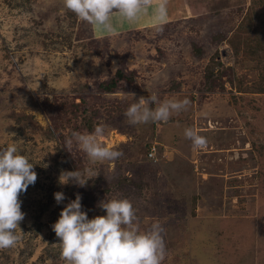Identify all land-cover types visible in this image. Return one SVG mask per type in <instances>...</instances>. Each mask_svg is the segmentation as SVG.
I'll return each mask as SVG.
<instances>
[{"label": "rangeland", "instance_id": "rangeland-1", "mask_svg": "<svg viewBox=\"0 0 264 264\" xmlns=\"http://www.w3.org/2000/svg\"><path fill=\"white\" fill-rule=\"evenodd\" d=\"M186 2L162 31L149 10L134 23L114 14L116 34H101L63 0H0V150L16 144L37 173L0 264H65L52 226L77 194L89 219L126 198L140 230L159 221L163 264H264V0ZM120 69L129 79L101 91ZM152 93L191 103L166 123L130 124L126 109ZM90 119L121 158L93 164L75 141L65 148L73 132L92 133ZM85 168L99 173L86 186L59 182Z\"/></svg>", "mask_w": 264, "mask_h": 264}, {"label": "clouds", "instance_id": "clouds-1", "mask_svg": "<svg viewBox=\"0 0 264 264\" xmlns=\"http://www.w3.org/2000/svg\"><path fill=\"white\" fill-rule=\"evenodd\" d=\"M168 3L169 0H63L65 9L73 12L80 21L93 25L101 34H116L117 29L112 22L114 14H118L122 21L134 23L148 15L149 10L154 19L149 26L162 31L167 22ZM190 103L188 98L161 102L152 93L132 103L125 115L132 125L166 123L174 114L187 111ZM153 104L156 107H150ZM104 134L103 125H97L94 132L88 134L73 132L65 148L71 152L75 141L93 164L116 161L124 153L115 146L102 143ZM184 136L198 149H203L208 143L207 138L193 128H186ZM21 153L22 149L16 144L0 150V250L14 248L20 241L19 232L22 230L19 225L25 213L21 210L19 196L37 180L34 164ZM98 175L92 168L65 171L59 182L65 185L73 182L83 187ZM54 196L57 203L65 199L63 192H56ZM100 206L106 215L89 219L81 210V197L77 194L61 210L52 227L59 238L60 257L65 264H163L167 250L162 235L164 229L159 221L153 222L148 231L140 230L133 204L126 198L103 201Z\"/></svg>", "mask_w": 264, "mask_h": 264}, {"label": "trees", "instance_id": "trees-1", "mask_svg": "<svg viewBox=\"0 0 264 264\" xmlns=\"http://www.w3.org/2000/svg\"><path fill=\"white\" fill-rule=\"evenodd\" d=\"M175 16L176 15H174V17ZM124 79H129V77H127L126 73L122 69H120L117 71L116 76L111 78V80H109L107 82L105 81V82L100 83L99 88L103 92H114L121 86ZM261 91L264 92V89H262ZM85 124L87 125V128L90 130V132L94 131L93 122L91 119H90V121H86ZM148 152H149V150H148Z\"/></svg>", "mask_w": 264, "mask_h": 264}, {"label": "crops", "instance_id": "crops-1", "mask_svg": "<svg viewBox=\"0 0 264 264\" xmlns=\"http://www.w3.org/2000/svg\"><path fill=\"white\" fill-rule=\"evenodd\" d=\"M189 4H191V3H189ZM189 7H190V5H188L186 0H169L168 17L167 18H174V15H178V14L180 15V13H184L185 11L187 12ZM147 16L148 15H145V17H147ZM150 24H151V22H150ZM141 25H145L144 21L141 22ZM141 25L139 23V26H141ZM210 256H212V254ZM212 259H214L213 256H212Z\"/></svg>", "mask_w": 264, "mask_h": 264}, {"label": "built area", "instance_id": "built-area-1", "mask_svg": "<svg viewBox=\"0 0 264 264\" xmlns=\"http://www.w3.org/2000/svg\"><path fill=\"white\" fill-rule=\"evenodd\" d=\"M156 152H157V147L155 145H153L152 147H150L149 157H154Z\"/></svg>", "mask_w": 264, "mask_h": 264}]
</instances>
